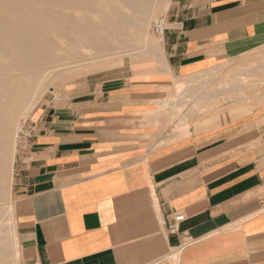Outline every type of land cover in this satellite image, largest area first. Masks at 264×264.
Returning <instances> with one entry per match:
<instances>
[{
    "label": "crops",
    "instance_id": "obj_1",
    "mask_svg": "<svg viewBox=\"0 0 264 264\" xmlns=\"http://www.w3.org/2000/svg\"><path fill=\"white\" fill-rule=\"evenodd\" d=\"M164 23L151 66L80 79L32 112L18 264H264V103L182 135L160 131L158 102L173 95L160 85L263 49L264 0H170Z\"/></svg>",
    "mask_w": 264,
    "mask_h": 264
},
{
    "label": "bare ground",
    "instance_id": "obj_2",
    "mask_svg": "<svg viewBox=\"0 0 264 264\" xmlns=\"http://www.w3.org/2000/svg\"><path fill=\"white\" fill-rule=\"evenodd\" d=\"M159 8L158 0H0V198L14 120L39 99L46 77L84 52L101 66L116 63L106 56L141 41Z\"/></svg>",
    "mask_w": 264,
    "mask_h": 264
},
{
    "label": "rangeland",
    "instance_id": "obj_3",
    "mask_svg": "<svg viewBox=\"0 0 264 264\" xmlns=\"http://www.w3.org/2000/svg\"><path fill=\"white\" fill-rule=\"evenodd\" d=\"M158 1L160 8L150 16L140 32L141 41L132 42L123 49H115L106 56L107 60L112 58L116 63L101 66V62L93 58L91 60L87 52L79 60L64 62L55 69L56 75H49L43 81L39 99L26 113L14 120L10 134L13 151L5 184L6 194L0 198V264H18L19 258L16 237L17 198L12 185L16 155L24 140L21 130L27 129L32 112L41 102L48 97L56 100L64 88L71 87L80 79L92 75L111 76L120 74L125 69L131 71L146 65L151 66L158 59L161 50V37L153 33L152 25L157 20H164L170 5V0ZM159 88L173 91L171 97L158 101L160 111L166 117L161 123L160 131L165 132L170 127L173 132L183 135L192 124L206 122L207 119L217 116L225 105L252 106L256 101L264 103V96L252 97V89L264 88V48L253 55L251 53L219 66L212 70L210 78L174 79Z\"/></svg>",
    "mask_w": 264,
    "mask_h": 264
},
{
    "label": "built area",
    "instance_id": "obj_4",
    "mask_svg": "<svg viewBox=\"0 0 264 264\" xmlns=\"http://www.w3.org/2000/svg\"><path fill=\"white\" fill-rule=\"evenodd\" d=\"M164 30H165V23H164V20L163 19L157 20V21H155L153 23V25H152V31H153L154 34H156L158 36H161L162 33L164 32ZM21 131H22V134L24 135V138H26L28 136V133H29L27 131V129L26 130L25 129L24 130L22 129ZM182 219H183V216L177 215L175 217V222H178V221H180ZM168 231L175 232L176 231V224L175 223L174 224H170L168 226Z\"/></svg>",
    "mask_w": 264,
    "mask_h": 264
}]
</instances>
